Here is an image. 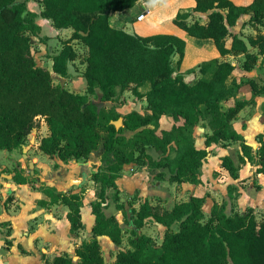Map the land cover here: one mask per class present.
<instances>
[{
    "label": "trees",
    "instance_id": "obj_1",
    "mask_svg": "<svg viewBox=\"0 0 264 264\" xmlns=\"http://www.w3.org/2000/svg\"><path fill=\"white\" fill-rule=\"evenodd\" d=\"M42 5L41 15L52 20L57 28H72L71 36L63 41L61 51L54 56V72L68 76V62L78 58L74 41L85 44V92H76L55 83L52 71L39 65L33 36H40L38 13L28 7L27 0H0V149L12 151L26 144L29 134L38 127V117H44L49 133L39 148L63 161L88 158L105 144V150L92 172L96 199L92 201L95 224L93 238L76 245L74 260L69 253L56 255L45 264H105L99 236H108L120 245L124 229L116 215H108V190H112L118 210L126 203L121 199L117 179L126 164L136 162L152 168H167L170 179L181 184L202 182L201 167L210 151L197 148L192 128L206 120L212 132L206 135V145L236 141L241 145L240 161L256 162L264 172V132L256 151L234 127L239 112L255 95L264 92L255 79L247 81L254 96L249 100L225 101L236 96L245 82L230 77L235 65L229 60L212 58L200 64L201 76L189 81L178 71L186 51V39L172 32L148 35L130 33L109 22L112 10L133 7L140 0H36ZM244 14H250L244 25L264 26V0L239 4L234 0H196L189 8L179 11L174 23L189 35L213 39L222 56L245 54L243 67L252 69L262 55L264 66V33L250 37V45L236 27ZM206 20L202 21V16ZM231 37L230 46L227 38ZM178 67L174 65V58ZM197 72L192 70L190 72ZM99 89L105 100L129 89L147 100L146 110L121 113L118 105L99 108L90 96ZM171 115L181 124L162 129L160 119ZM123 118V127L114 120ZM126 130L135 131L126 136ZM161 151L159 159L147 152ZM257 158V159H256ZM221 165L233 177L239 176L240 166L231 156L221 158ZM58 165V164H56ZM159 171L157 175H161ZM17 183H27L29 176L21 169L14 171ZM49 200L39 204L50 208L64 204L69 208L70 231L83 228L81 208L86 189L63 191L55 186L41 185ZM231 189V186L229 187ZM205 197L191 196L171 208L145 199L139 208L125 213L133 224L129 240L131 248L120 249L111 264H264V219L258 220L251 207L246 213H229L225 204L214 203L207 214ZM147 219L166 227L161 243L146 233H140ZM178 228L174 229L173 225Z\"/></svg>",
    "mask_w": 264,
    "mask_h": 264
},
{
    "label": "crops",
    "instance_id": "obj_2",
    "mask_svg": "<svg viewBox=\"0 0 264 264\" xmlns=\"http://www.w3.org/2000/svg\"><path fill=\"white\" fill-rule=\"evenodd\" d=\"M195 1L196 0H140L133 7L124 10H112L109 13V22L112 26L124 29L130 33L148 35L158 33L154 29H160L159 31L172 32L185 38V33H188L177 26L173 19L179 11L193 6ZM234 1L239 4H248L252 0ZM27 4L31 10L38 13L36 21L42 27L40 36H48L45 41L40 40L38 36L32 37L37 48L36 57L38 64L49 68L53 73L54 80H57L61 86L72 91L85 92L87 89V81L85 77L82 76L86 66L85 55L82 63L79 62V56V59L76 58L75 60L68 62V76L66 77L53 70L54 56L61 51L63 41L71 36L73 29L57 28L52 24L51 19L42 17V6L39 1L27 0ZM141 15H144V17L139 19ZM249 18L250 14H244L240 18L236 28L244 34L252 51H257L256 47L250 45L249 38L256 37L261 32L264 33V29L263 31L259 30L264 26L257 29L250 24L244 25V22L249 20ZM201 19L204 22L206 16H202ZM46 26H49L50 32H46ZM249 30H259L260 32L257 33V35H252L247 38L245 36L247 33L245 32ZM75 42L76 41L73 42V46L78 51V44ZM230 44L231 37L228 36L227 45L230 46ZM208 46L210 48V45L206 43L204 45L205 49H209ZM185 57L186 51L183 61L177 70L184 72L187 75H189V72L194 69L199 72L198 67L202 62L184 68L183 64ZM215 57L221 60H229L235 65L230 80L235 78L239 82H245L236 96L225 101V105L228 107L234 105L236 99H251L254 94L247 81L255 79L258 82L256 76L259 74V70L262 69L264 71V66L261 64L263 56L260 55L257 64L250 70L243 67L245 60V54L243 53L222 56L219 51L210 59ZM241 61H243L242 64L240 63ZM263 84L264 82L261 85ZM117 96L118 95L111 100H105L102 97L101 91L96 89V93L94 94V97L90 98V101L97 104L99 108H102L103 106L111 107L113 105H118V110L121 113H128L132 110H138L143 113L146 110L147 100L145 99L138 98L134 94L130 97L127 92L124 95L125 97L120 98V103H114V99L117 98ZM254 99V102L249 103L239 112L237 118L234 120V127L244 136L246 142L251 144L257 151L261 145L258 140V135L264 132V92L255 95ZM38 119L41 120V123L43 124L42 127L45 131L40 140H37L36 149L41 150L39 148L40 141L49 133V128L44 117L40 116ZM181 123V119L178 120L171 115H163L160 119L161 128L167 130L171 129L174 124ZM127 131L131 132L130 135L126 134L128 137L135 132L132 130H126V132ZM34 132L36 133L37 129H34ZM211 132L212 128L206 120L192 128L196 147L207 148L210 151L201 167L202 182L195 184L189 181H184L181 184H178L170 179L171 173L167 168H161L157 171L164 172V174H162V177L160 176L159 180L156 181L157 184L162 181L167 182L169 187L175 190L178 199L177 202L188 200L193 195L205 197L203 208L206 210L205 212L207 214L210 213L213 204L217 202L219 204L224 203L226 211L229 213L237 211L244 214L246 213V209L251 207L254 210L256 218L263 220L264 172L258 171L259 165L256 162L247 161L246 163H242L240 161L242 150L239 142L232 141L227 145H224L223 143H212L211 146L207 147L206 135ZM102 143L99 148L94 150L89 156L92 157L99 155L100 157L98 156V159L94 160L90 159L91 161L87 163L84 161L87 158L63 161L57 154L50 155L43 150L41 151L48 156L49 162L45 160L39 161L36 153L35 155H32L34 151L33 148L30 149L28 153L23 154V158L27 159L30 167V163L33 162L34 166L42 171V173L37 175L40 184L37 185L36 183V186H33L31 181L34 176L30 175H28L29 181L27 183H17L14 180V173L10 176L8 182H5L2 190H5L7 196L0 199V264H45L51 261L56 255L62 253H69L74 259L76 258V260H78L76 255H74L76 245L83 240H90L93 238L92 228L96 219L92 212L91 204L92 201L96 199L95 187L97 184L92 179L91 172L92 164H99L101 162V156L105 150V148L102 147ZM25 145L26 144L22 147L24 151L27 150ZM3 150H5L6 157L9 158L10 151L6 149ZM14 150H12V152ZM147 152H149L155 159H159L163 155L161 151H157L154 148H148ZM154 152H156L158 156H155ZM226 155L231 156L235 164L240 166L239 176L237 178L233 177L230 172L221 165V158ZM133 165L134 162L126 164L122 176H120L116 182L121 190V194H131L137 189V191H139V197H143L144 201L145 199H148L147 197L149 196L144 192L145 182L143 175H145L146 167L142 165V168L134 171L131 168ZM73 182L76 184L71 185ZM42 184L55 186L63 191L71 190L78 192L82 187L86 189L84 202L81 208L84 226L79 233L74 234L70 231V221L68 219L69 208L66 205L58 204L47 208L39 204L40 200L50 199L42 190ZM230 186L231 189H229ZM22 188L26 189L30 195H33V202L30 206L29 213H25V205L22 200L23 195L21 192ZM124 189L129 191H125ZM187 194V197L180 199ZM12 196L15 197L14 201H17L18 203L19 207L17 209L10 207V203L8 202ZM156 197L160 198L163 203H167L165 196L158 193L156 194ZM152 199L153 198L149 196L148 200L152 202ZM175 203L171 206L166 204L163 205L171 208ZM106 209L107 208H105V212ZM111 214L116 215L119 219V213L115 212ZM155 223L158 222L155 221ZM5 226L8 227L7 231H5ZM99 240L101 244L108 242L111 246L113 244L115 245V243L106 235L99 236Z\"/></svg>",
    "mask_w": 264,
    "mask_h": 264
},
{
    "label": "rangeland",
    "instance_id": "obj_3",
    "mask_svg": "<svg viewBox=\"0 0 264 264\" xmlns=\"http://www.w3.org/2000/svg\"><path fill=\"white\" fill-rule=\"evenodd\" d=\"M42 17H44V16H42ZM45 28H46V32H50L49 26H46ZM263 29H264V27H261L259 30L263 31ZM154 30H156V32H164L162 30L159 31L160 29H154ZM259 30H255V31L249 30V31L245 32V33H247V34H245V36L247 38H249L252 35H257V33L260 32ZM165 32H167V31H165ZM185 38H186L187 46H186V57H185V61L183 64L184 68H186L187 66L190 67V66L196 65L197 63L204 62V61L210 59L212 56H214L217 52H219V49L217 48L213 39L198 38V37H194V36H191L189 34H186V33H185ZM34 39H36V38H34ZM75 43L78 44L77 49L79 51V57H80L79 62L82 63L83 57L85 55V50H86L85 44L79 40H77ZM206 43L208 45H210V48L208 46L209 49H205L204 45ZM178 58H179V55H176L174 58L175 67H178V63H177ZM240 63L242 64L243 61H241ZM200 76H201L200 72H194L193 71V72H189L187 79L189 81H195ZM256 78L258 79V82L260 84H262L264 82V71L262 69L259 70V74L256 76ZM55 83H58V81L55 80ZM127 92L129 93L130 97L133 96L131 91L129 89H127L124 92L117 94L118 96H117V98L114 99V103H120V101H121L120 98L125 97L124 95ZM92 97H94V95L90 96V98H92ZM120 118H122V117H120ZM114 121H116V120H114ZM42 125L43 124L41 123V120L38 119V127L35 128V129H37V132L35 133L33 130L29 134L26 145H25L27 147L26 151H24L23 148L15 149L13 152L10 151L9 158H8V157H6L5 150L0 149V199L7 196L5 190H2V188H4L5 182H8V180L10 179V176L17 169H21L27 175L34 176L32 178V181H31V184L33 186H36L35 185L36 183H37V185L40 184L37 175L42 173V171L38 170V168H36L35 166L30 167L27 159L23 158V154L28 153L30 151V149L33 148L34 151H33L32 155H35V153H36L39 161L45 160V161L49 162L48 156L44 152H42L41 150L36 149L37 140H40L41 136L45 132ZM120 125H121V123H120ZM120 125H118V126H120ZM124 133L127 135L131 134L130 131H127V132L125 131ZM154 155L158 156V154L156 152H154ZM98 156L99 155L89 157L84 161H85V163H87V162L91 161L90 159H93V160L98 159ZM101 160H105V159L101 158ZM98 165L99 164H92V172L98 168ZM42 166H43V164H42ZM144 166L146 167L145 175H143L144 182H145L144 192L153 198L152 202L153 203L160 202L162 204H166L169 206H171L173 203L177 202L178 199H177V195L175 194L176 192L173 188L169 187L167 182L162 181L158 184L156 182L157 180H159L160 176L162 177V174H164V172H162L161 175H157L158 168H152L149 165H144ZM142 167H143L142 164H138L135 162L133 167H131V168H132V170L135 171V170H138ZM73 184H76V183L73 182L71 185H73ZM124 190L129 191L127 189H124ZM21 192L23 195L22 200H23L24 205H25V213H29L30 212V206L33 202V199H32L33 195H30L26 191V189H24V188L21 189ZM158 193L166 197L167 203H163V201H161L160 198L156 197V194H158ZM174 195H176V196H174ZM149 196L147 197L148 199H149ZM187 196H188V194L185 196H182L180 199H183L184 197H187ZM14 199H15V197L12 196V198H10L8 200V202L10 203V207L17 209L19 206H18L17 201H14ZM121 199H122V201H124L126 203V206L124 207L123 210H118L116 203H115V200H114L113 191L110 189L108 190L106 212L108 214L115 213V212L119 213L120 223L124 229V238H123V242L120 245H117V244L114 245L113 244L111 246L108 244V242H105L102 244L103 254H104V257L106 259L105 264H111L116 259V253L120 249L131 248L129 240L132 236V229L134 228V226L129 221L125 220V213L128 211L130 213V209L132 207H135L136 209L139 208L141 203L143 202V197H139V191H137V189L134 190L131 194H126V193L121 194ZM154 200H156V201H154ZM258 220H260V218H258ZM173 228L177 229L178 225L174 224ZM7 230H8V227L5 226V231H7ZM165 231H166V227L164 225L155 223V221L151 220V219H147V222H146L144 228L140 229V233H146L148 235H151L156 240L157 243L162 242Z\"/></svg>",
    "mask_w": 264,
    "mask_h": 264
},
{
    "label": "water",
    "instance_id": "obj_4",
    "mask_svg": "<svg viewBox=\"0 0 264 264\" xmlns=\"http://www.w3.org/2000/svg\"><path fill=\"white\" fill-rule=\"evenodd\" d=\"M113 123L117 126V128H120V127H122L124 125L123 118H119L118 120L113 121ZM120 123H121V125H120ZM118 125H120V126H118ZM102 147L105 148V144L104 143H102ZM30 165H31V167H33L34 163L31 162ZM76 257L78 258V256H76ZM74 260H76V258Z\"/></svg>",
    "mask_w": 264,
    "mask_h": 264
},
{
    "label": "built area",
    "instance_id": "obj_5",
    "mask_svg": "<svg viewBox=\"0 0 264 264\" xmlns=\"http://www.w3.org/2000/svg\"><path fill=\"white\" fill-rule=\"evenodd\" d=\"M144 17V15H141L140 17H139V19H142Z\"/></svg>",
    "mask_w": 264,
    "mask_h": 264
}]
</instances>
